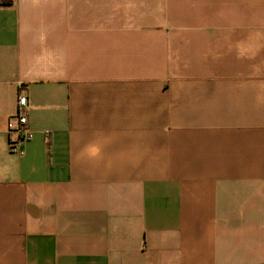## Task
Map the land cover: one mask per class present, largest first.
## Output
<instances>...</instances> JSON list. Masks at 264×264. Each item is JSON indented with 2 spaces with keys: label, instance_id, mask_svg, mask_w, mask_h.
<instances>
[{
  "label": "crops",
  "instance_id": "obj_1",
  "mask_svg": "<svg viewBox=\"0 0 264 264\" xmlns=\"http://www.w3.org/2000/svg\"><path fill=\"white\" fill-rule=\"evenodd\" d=\"M0 264H264V0L0 5Z\"/></svg>",
  "mask_w": 264,
  "mask_h": 264
},
{
  "label": "built area",
  "instance_id": "obj_2",
  "mask_svg": "<svg viewBox=\"0 0 264 264\" xmlns=\"http://www.w3.org/2000/svg\"><path fill=\"white\" fill-rule=\"evenodd\" d=\"M7 132L10 151L22 155L21 143L31 138L27 122V98L23 95H19L17 99V111L8 121Z\"/></svg>",
  "mask_w": 264,
  "mask_h": 264
},
{
  "label": "trees",
  "instance_id": "obj_3",
  "mask_svg": "<svg viewBox=\"0 0 264 264\" xmlns=\"http://www.w3.org/2000/svg\"><path fill=\"white\" fill-rule=\"evenodd\" d=\"M13 3V0H0V5L9 6Z\"/></svg>",
  "mask_w": 264,
  "mask_h": 264
}]
</instances>
